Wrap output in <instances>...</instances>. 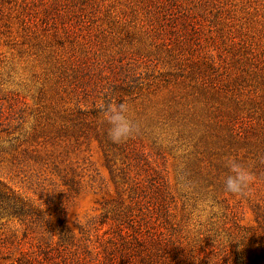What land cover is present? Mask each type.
<instances>
[{
  "label": "rangeland",
  "instance_id": "rangeland-1",
  "mask_svg": "<svg viewBox=\"0 0 264 264\" xmlns=\"http://www.w3.org/2000/svg\"><path fill=\"white\" fill-rule=\"evenodd\" d=\"M0 193V264L105 263L120 230L165 264H264V0H0Z\"/></svg>",
  "mask_w": 264,
  "mask_h": 264
},
{
  "label": "clouds",
  "instance_id": "clouds-1",
  "mask_svg": "<svg viewBox=\"0 0 264 264\" xmlns=\"http://www.w3.org/2000/svg\"><path fill=\"white\" fill-rule=\"evenodd\" d=\"M100 115L109 125L107 135L112 143L119 144L124 142L138 131V126L131 119L130 105L124 100L123 103L119 101L101 105ZM224 165L228 169V174L223 179L224 192L233 196H248L250 194V186L255 179L251 171L231 155L224 158ZM213 236L215 237L216 245L217 240L221 236Z\"/></svg>",
  "mask_w": 264,
  "mask_h": 264
},
{
  "label": "trees",
  "instance_id": "trees-1",
  "mask_svg": "<svg viewBox=\"0 0 264 264\" xmlns=\"http://www.w3.org/2000/svg\"><path fill=\"white\" fill-rule=\"evenodd\" d=\"M0 200L2 201L0 204V210L4 211L7 213V210L10 214H18L16 213L17 211L15 210L14 207L11 206H16L15 203H11V200L9 198L6 197V195L0 193ZM9 206V207H8ZM61 229L63 230V232H66V229L63 227V223H60ZM120 234V238H121V245L115 247V252L117 251H122L120 256H118L117 254L111 253L108 254V256L105 258V263L104 262H99L97 260V264H113L114 261V257H116V261H114V263L116 264H132L134 262H136L137 258H139V260H141V264H152L154 262V264H165V262H163V258L165 253L167 252V249L164 248V244L162 242L161 239H153L151 241L147 240L144 238L143 235H140L138 233H134L135 235H124L123 230L119 231ZM68 233V231L66 232ZM132 237V238H130ZM66 238L68 240H71L70 237L66 236ZM166 247V246H165ZM174 249V248H173ZM170 250V249H169ZM168 250V251H169ZM175 252L173 253L174 256H176L178 252L181 253V255H183V248L182 246H177V248L174 250ZM85 253V252H84ZM83 253V254H84ZM88 252H86L87 254ZM115 255V256H113ZM83 255H76L75 259H73L71 262H69V264H90V262L86 261V259L84 257H82ZM113 256V257H111ZM117 256H118V260H117ZM176 258H179V256H177ZM166 260V259H165ZM182 262L183 259H179ZM169 261V260H168ZM132 262V263H131ZM68 264V263H65Z\"/></svg>",
  "mask_w": 264,
  "mask_h": 264
}]
</instances>
